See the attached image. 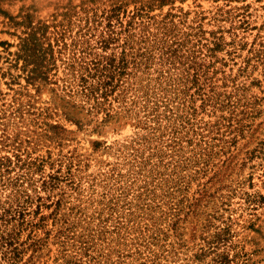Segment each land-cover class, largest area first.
Listing matches in <instances>:
<instances>
[{"label": "rangeland", "instance_id": "374dc122", "mask_svg": "<svg viewBox=\"0 0 264 264\" xmlns=\"http://www.w3.org/2000/svg\"><path fill=\"white\" fill-rule=\"evenodd\" d=\"M113 5L122 18L141 11L134 30L148 39L135 49L151 52L107 100L113 115L103 120V109L65 90L64 61L78 58L88 37L93 50L119 54L115 43L97 42ZM164 41L178 45L168 62L158 50ZM35 55L51 57L46 76L34 78ZM0 157L11 158L7 175L22 188L62 196L59 223L73 224L98 256L86 263L68 243L75 264H152L147 255L163 247L145 243V228H167L180 199V239L169 229L163 246L183 247L159 263L192 261L222 223L229 264H264V0H0ZM4 188L13 186L0 175L2 197ZM53 240L34 264L54 263Z\"/></svg>", "mask_w": 264, "mask_h": 264}, {"label": "trees", "instance_id": "16d2710c", "mask_svg": "<svg viewBox=\"0 0 264 264\" xmlns=\"http://www.w3.org/2000/svg\"><path fill=\"white\" fill-rule=\"evenodd\" d=\"M120 9L121 5H113L107 10V14L103 15V19L99 20V23L106 20L107 28L103 29V31L101 30L103 33L99 39L97 38V42L103 49L107 47L109 42L115 43L113 48L120 47L121 50L118 55L93 50L91 39L88 37L86 39L87 44L79 50L81 53L78 58L71 56L64 61L67 74L64 84L65 90L70 93L74 91L81 92L87 101H91L93 110L100 111L103 109L105 111L103 120H108L113 115L110 111L111 104L106 106L107 100L110 99L109 102H111V96L115 100L119 98L120 94L128 88L125 85V81L133 72L140 69L143 62H147L148 57L146 60L143 59L148 52H151L148 48H145L146 46L139 45L135 49L138 41L142 42L148 39L146 35H138L134 30L142 24V20L139 19V16H142L141 11L137 10L131 15L126 14V18H122ZM113 18H115V21ZM104 32H108L107 36ZM175 44L169 45L164 41L159 46L158 50L166 62L177 57L178 45ZM208 49L212 51L213 47H208ZM50 58H47V61L45 59V62H43V58L41 61L40 57L35 55L32 70L34 78L40 75L46 76L47 69H51L52 62ZM43 66H46L47 69L43 70ZM197 79V75H195L194 82H197ZM179 89L176 94L178 95L181 92L182 96L185 97L187 91L181 87ZM201 89L199 86L196 92L203 94L202 99L207 103L210 96L206 92L202 93ZM167 93L169 92L165 94ZM173 142L174 145L178 143L174 148L175 151L179 150L181 148V140L176 130L173 131L169 145H172ZM11 162L12 160L9 157H0V175L4 187L9 184L13 186V188H4V196H0V264H34L40 260L44 248H46L47 252L51 250L49 247L51 235H53V239H56V241L53 240V243L59 242L60 244V255L54 257V263L46 264H75V258L68 257L70 255L67 248L68 243H70L71 247L76 245L79 253L85 251L87 260L84 262L95 261L98 256L91 254L90 249H93V246L89 243V239H80V232H76L73 224L59 223L61 221L62 196L54 198L50 194V191L55 188H22V182L19 183L17 178L14 180V178H10L7 175L10 173ZM39 165L36 168H39ZM20 175L24 176L25 174L20 173ZM50 178L52 180L56 176L50 175ZM184 178L185 176L182 174L176 181L175 186L180 188L179 186L184 181ZM45 181L42 183L43 185H46ZM32 185L30 184L31 187ZM42 189L44 192L48 191V194L43 195L41 193ZM180 202L181 199L178 200L177 207L171 206L168 208L165 215L166 218H170L167 221V228H160L155 223H152V225L148 224L145 228L146 231L151 230L147 233L148 237L145 243L154 246L161 242L160 246L163 247L160 253L153 249L151 254L147 255V257L151 258L152 264H161L157 260L161 255L167 257V253L172 252L171 249L176 251V243L178 247H183L178 240L177 242L175 240L174 242L169 241L170 244L165 249L163 246L170 234V230L180 239L181 233L178 232V222L184 219H180V211L183 210L182 206H179ZM46 209L51 210L45 212ZM49 221L51 222L49 223ZM121 224L124 226L122 222ZM55 226L57 228L54 231ZM215 227L217 229L212 233V238L206 240L204 237L205 243L200 247V252L193 256L192 261L187 260V264H199L207 255H210L207 264H229L231 259L225 249L230 245L228 242L230 227L222 223ZM146 231L144 234H146ZM78 242L79 244L77 245Z\"/></svg>", "mask_w": 264, "mask_h": 264}]
</instances>
